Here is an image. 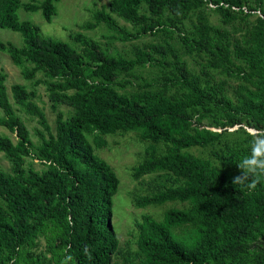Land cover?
I'll return each mask as SVG.
<instances>
[{"label":"trees","instance_id":"obj_1","mask_svg":"<svg viewBox=\"0 0 264 264\" xmlns=\"http://www.w3.org/2000/svg\"><path fill=\"white\" fill-rule=\"evenodd\" d=\"M59 1L0 0V28L19 32L23 41L22 46L0 41V51L20 68L23 78L34 79L35 85L45 84L53 109L59 104L73 109L68 118L56 113L52 132L45 114L33 101L35 93L22 84L11 85L14 102L36 116L45 131L38 132L40 143L35 145L9 100L6 73L0 71V126L16 136L13 141L0 133V152L11 164L10 173L0 170V264H22L24 246L38 234L45 237L54 264H113L119 241L111 214L119 179L112 167L93 152L94 147L106 145L104 135L119 130L136 131L142 139L152 142L146 148L148 158L134 168L135 176L165 170L181 181L137 196L135 205L140 208L171 201L190 205L187 210H165L161 220L141 215L136 244L142 258L135 264H264V246L255 251L251 263L242 262L234 253L237 247L247 244L251 230L260 227L264 231V178L255 190H248L232 183L242 170L230 173L205 158L181 151L192 146L203 148L220 136L206 127H191L192 112L198 113L196 120L200 121L206 112L220 108L226 111L229 124L245 123L264 129V58L258 55L264 50V18H259L261 34L256 37L257 44L241 53L249 67V82L256 89L241 85L233 105L219 92V85H203L200 76L191 75L168 42L150 44L127 59L106 55L94 41L76 34L75 39L85 48L84 59L68 43L42 36L37 25L20 20L16 13L19 8L40 10L50 22ZM213 1L225 18L231 6L240 8L242 4L240 0ZM206 2L111 0L94 11L93 21L84 27L91 29L103 23L114 37L130 41L163 30L160 17L165 10L183 16ZM142 3L149 15L139 12ZM110 12L142 27L132 33L118 25ZM195 28V38L180 35L187 50L211 53L212 65L227 68L230 51L221 33L203 17ZM153 54L159 58L154 59ZM151 61L170 68L183 90L180 96L171 98L165 94L171 81L168 77L158 92L140 89L126 95L115 90L119 72ZM38 72L45 79L37 78ZM150 85L143 82L142 87ZM87 134L92 136L91 141ZM160 141L170 147L165 154L156 156L155 143ZM24 157L44 163L45 170L25 169ZM189 223L195 227L185 236L172 231V227Z\"/></svg>","mask_w":264,"mask_h":264},{"label":"rangeland","instance_id":"obj_2","mask_svg":"<svg viewBox=\"0 0 264 264\" xmlns=\"http://www.w3.org/2000/svg\"><path fill=\"white\" fill-rule=\"evenodd\" d=\"M20 1L25 3L30 0ZM110 1L60 0L56 3L57 13L50 22L43 18L40 10L32 12L19 8L16 13L20 20H28L37 25L42 36L52 37L68 43L84 59H86L85 48L80 41L75 39L76 34L94 41L106 55H121L127 59L133 58L138 49L145 48L150 44H165L168 42L174 47L179 58L185 62L186 68L191 75L200 76L203 85L206 82L210 83V85H219V92L226 95L233 105L237 101L238 91L236 90L241 85L253 90L256 89L249 82V79H251V77H248L250 74L249 67L241 53L256 45L259 40L258 38L256 41V37L261 34V21H259V18H264V0H240L242 2L240 8L231 6L229 15L226 18L213 0H207L202 7L192 9L183 14V16H177L165 10L160 17L164 22L163 30L148 32L130 41H123L114 37V33L106 28L103 23L91 29L84 27L86 23L93 21L94 11L107 6ZM221 3L222 1H219L218 5ZM223 3L228 4L227 2ZM139 12L149 15L148 9L143 3L139 7ZM110 14L118 25L132 33L139 31L140 27H142L141 24L126 20L114 12H110ZM200 17L205 18L213 29L218 30L228 44L231 63H229L227 68L218 64L212 65L211 61L214 60V57L211 53L189 51L182 43L180 35L195 38V27L199 24ZM0 41H10L16 46L23 45L21 34L6 28H0ZM258 55L264 58V50ZM152 57L154 59L159 58L155 54ZM170 58L168 54L167 60H170ZM239 69H242L244 74ZM0 71L6 73L5 84L10 101L16 114L26 125L30 139L35 145L40 143L38 132L45 133V131L36 116L30 115L23 107L14 102L11 89H9L11 85L22 84L27 90L35 93L33 101L45 114L52 132H55L57 112H61L64 118H68L73 114V109L67 105L59 104L53 109L48 98V92L45 90V84L35 85L33 83L34 79L27 80L23 78L20 68L14 65L8 54L3 51H0ZM172 75L173 73L169 67L160 66L156 62L151 61L144 65L136 66L131 71L119 72L114 88L119 93L126 95L140 91V89L158 92L163 89L166 77H168L171 78V81L168 83L165 94L174 98L180 96L183 90ZM36 77L45 79L42 72H38ZM143 82L151 85L144 88L142 87ZM192 115L191 127H206L213 132L219 133L220 136L203 148L192 146L181 149V151L205 158L214 167L226 169L230 173L241 171L237 164L250 153L252 140L250 133L253 130L264 129H256L245 123L229 124L225 118L227 115L226 111H222L220 108L206 112V116L201 118L200 121L196 120L198 113L192 112ZM0 133L8 135L13 141H16L15 134L2 126H0ZM86 136L89 141L92 140L90 134ZM104 138L107 142L106 145L101 148L94 147L93 153L105 160L119 179L118 190L113 196L111 214L112 226L118 237L119 244L116 253L112 256V263L135 264L142 258L136 244L141 215L147 214L156 220H161L165 210L169 208L187 210L190 205L185 202L171 201L163 204L137 207L134 202L137 196L140 197V195L157 192L165 186L178 185L181 181L165 170H153L139 176L134 175V168L148 158L146 148L152 143L149 140L142 139L138 132L119 130L115 133L104 135ZM155 146V154L159 156L168 151L170 144L160 141L155 143ZM23 167L25 169L31 167L39 172L46 168L44 163L30 157H24ZM0 170L7 173L11 172V164L3 152H0ZM194 227V223H189L172 227V231L177 235L185 236ZM263 238L264 231L260 227L251 230L247 244L240 249L237 247L234 250L237 259L251 263L256 257L255 251L264 246L262 244ZM24 250L25 257L22 264H54L48 251L46 239L42 234L36 235L30 245L24 246Z\"/></svg>","mask_w":264,"mask_h":264},{"label":"clouds","instance_id":"obj_3","mask_svg":"<svg viewBox=\"0 0 264 264\" xmlns=\"http://www.w3.org/2000/svg\"><path fill=\"white\" fill-rule=\"evenodd\" d=\"M250 135L252 136L250 153L237 164L242 172L233 178L232 183L248 190H255L261 178H264V130H253Z\"/></svg>","mask_w":264,"mask_h":264},{"label":"crops","instance_id":"obj_4","mask_svg":"<svg viewBox=\"0 0 264 264\" xmlns=\"http://www.w3.org/2000/svg\"><path fill=\"white\" fill-rule=\"evenodd\" d=\"M8 92V91H7ZM9 96V95H8ZM9 100H10V98H9ZM11 102V101H10Z\"/></svg>","mask_w":264,"mask_h":264}]
</instances>
